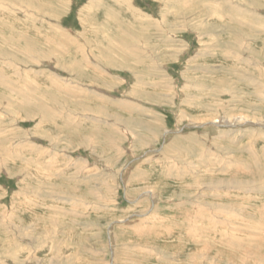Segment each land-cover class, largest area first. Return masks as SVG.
<instances>
[{"label":"rangeland","instance_id":"374dc122","mask_svg":"<svg viewBox=\"0 0 264 264\" xmlns=\"http://www.w3.org/2000/svg\"><path fill=\"white\" fill-rule=\"evenodd\" d=\"M239 116L264 0H0V264H264Z\"/></svg>","mask_w":264,"mask_h":264},{"label":"bare ground","instance_id":"6f19581e","mask_svg":"<svg viewBox=\"0 0 264 264\" xmlns=\"http://www.w3.org/2000/svg\"><path fill=\"white\" fill-rule=\"evenodd\" d=\"M115 39H117V38H115ZM124 43V42H123ZM16 74V73H15ZM3 84V83H2ZM5 85V84H4ZM3 85V86H4ZM234 119V118H233ZM233 119H231L230 118V120H225V117L223 118V120H225L224 122H226L227 124H229V125H231L232 127L233 126H236L237 124H242V122H248L250 125H252V126H259L260 128H262V129H264V123L262 122V123H260L259 121H252V120H249L248 118H245V117H243V116H239L238 118H236L235 120L236 121H234ZM215 121H217V120H215ZM241 122V123H240ZM225 124V123H224ZM209 126V125H208ZM228 126V125H227ZM230 128V127H229ZM260 132V131H259ZM260 161V160H259ZM263 165V164H262ZM256 167H257V169H259L261 166H260V164H256ZM262 169V168H261ZM260 170V169H259ZM256 171V170H255ZM261 171V170H260ZM263 172V171H262ZM261 174H263V173H261ZM257 175V174H256ZM243 188H245V187H243ZM197 207V206H196Z\"/></svg>","mask_w":264,"mask_h":264},{"label":"water","instance_id":"95a60500","mask_svg":"<svg viewBox=\"0 0 264 264\" xmlns=\"http://www.w3.org/2000/svg\"><path fill=\"white\" fill-rule=\"evenodd\" d=\"M218 122H221V121H213V122H211V124H213V125H217ZM221 123H222V122H221ZM223 125H224V124H223Z\"/></svg>","mask_w":264,"mask_h":264}]
</instances>
